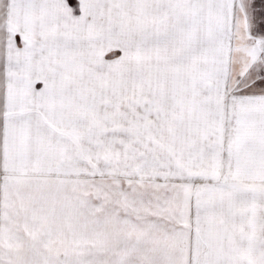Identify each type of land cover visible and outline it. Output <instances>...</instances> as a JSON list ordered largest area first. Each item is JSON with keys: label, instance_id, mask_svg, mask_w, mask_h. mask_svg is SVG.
<instances>
[{"label": "snow or ice", "instance_id": "obj_1", "mask_svg": "<svg viewBox=\"0 0 264 264\" xmlns=\"http://www.w3.org/2000/svg\"><path fill=\"white\" fill-rule=\"evenodd\" d=\"M0 264H264V0H0Z\"/></svg>", "mask_w": 264, "mask_h": 264}]
</instances>
